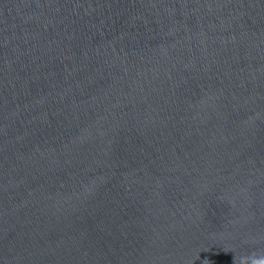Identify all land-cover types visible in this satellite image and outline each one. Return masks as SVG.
I'll list each match as a JSON object with an SVG mask.
<instances>
[{
	"label": "water",
	"instance_id": "95a60500",
	"mask_svg": "<svg viewBox=\"0 0 264 264\" xmlns=\"http://www.w3.org/2000/svg\"><path fill=\"white\" fill-rule=\"evenodd\" d=\"M264 254V0H0V264Z\"/></svg>",
	"mask_w": 264,
	"mask_h": 264
},
{
	"label": "clouds",
	"instance_id": "9594fccd",
	"mask_svg": "<svg viewBox=\"0 0 264 264\" xmlns=\"http://www.w3.org/2000/svg\"><path fill=\"white\" fill-rule=\"evenodd\" d=\"M239 264H264V254H253L252 257H241Z\"/></svg>",
	"mask_w": 264,
	"mask_h": 264
}]
</instances>
